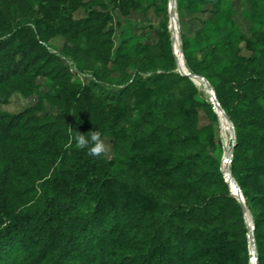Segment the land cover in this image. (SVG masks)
<instances>
[{
  "label": "trees",
  "instance_id": "1",
  "mask_svg": "<svg viewBox=\"0 0 264 264\" xmlns=\"http://www.w3.org/2000/svg\"><path fill=\"white\" fill-rule=\"evenodd\" d=\"M223 1H176L182 24H195L192 17L209 8L208 17L199 20L202 28L182 34V53L188 71L209 82L234 126L229 171L252 217L258 264H264V157L246 156L251 150L264 151V131L247 104L249 90L264 84V47L241 60L242 75L222 73L220 84L214 85L209 65L225 56L233 42L229 33L210 44L206 32L209 24L220 32L231 22L230 12L219 10ZM146 3L0 0V102L13 92L31 95L33 80L41 74L56 84L46 105L40 101L17 114L0 112V148L5 150L32 125L42 160L29 167L22 159L11 167L6 152L1 154L0 264H100L98 257L106 252L116 255L110 264H250L245 213L224 178L219 190L192 196L196 183L221 174L219 161L203 147L211 162L196 169L189 183L175 174L189 165L191 153L181 154L167 168L158 162L155 142L162 133L171 131L183 143L197 137V115L189 112L198 93L193 81L177 71L169 41L153 56L157 67L138 63L149 45L137 42L126 52L128 41L120 39L114 47L115 26L132 12L147 16ZM80 10L84 15L76 18ZM163 11L168 20L166 7ZM56 36L65 43L53 52L48 43ZM162 36L169 38L167 25ZM62 58L93 79L84 86L71 83ZM132 64L136 69L129 72ZM209 112L217 122L210 105ZM182 117L188 121L182 123ZM204 130L211 133L208 127ZM76 131L88 136L97 131L102 139L109 138L113 157H94L78 148ZM146 162L151 165L144 168ZM12 192L37 196L13 208ZM216 209L226 210L231 219L209 220ZM133 216L144 232L137 258L129 259L116 245Z\"/></svg>",
  "mask_w": 264,
  "mask_h": 264
},
{
  "label": "rangeland",
  "instance_id": "2",
  "mask_svg": "<svg viewBox=\"0 0 264 264\" xmlns=\"http://www.w3.org/2000/svg\"><path fill=\"white\" fill-rule=\"evenodd\" d=\"M168 1L169 0H147L146 5L148 4L149 6L147 16H144L139 12H132L130 15L121 18V25L119 27L115 26V32L112 36L114 47L117 45L120 39H126L128 41L126 44V52H130L133 45L137 42H140L142 45H149L151 50H146L144 53L139 55L138 63L142 62L146 65L154 63L157 67L158 60H155L153 56L156 57L157 51L160 49V46L165 43L166 40L170 42L171 47L173 43L172 35L169 30V16L167 20L163 11L166 7L168 14ZM219 10L222 12H230L231 22L222 27V31L220 32L215 30L214 24H209L206 30L209 36V43L214 44L221 40L224 35L229 33L232 34L231 37L233 42L231 49L226 52L225 56H223L220 60H217L215 63L209 65L208 71L211 73V78L214 85L220 84L221 81L219 79V75L222 73L242 75V69L239 67V63L241 62V60L245 57L250 56L255 49V52H257L258 49H263L264 47V0H224L219 6ZM83 15L84 12L80 10L75 14V17L79 18ZM208 15L209 8H207L205 14H198L192 17L196 21L195 24H193L191 21L182 24L180 23L177 14L178 21L176 34L178 35V50H180L179 34L181 38L182 34L188 35L190 34V32L192 34L197 29L202 28L199 20L206 19ZM165 25H167V31L169 33L168 39L166 36H162ZM64 43V38L56 36L51 38L48 45L51 51L58 52L62 48ZM191 50L193 54L197 55V50L194 46H192ZM181 57L183 59L182 53ZM62 60L65 62L64 64L67 67L68 72L71 74V83H78L84 86L93 79L90 72L84 74L85 76H83L82 78L76 77L69 70V63L71 62L75 66L74 62L70 59L65 60L64 58H62ZM262 61L264 62V58ZM135 66L136 64L130 65L128 67L129 72H134L136 69ZM33 83L34 87L32 88L33 93L31 95L25 96L20 92H13L7 98L6 102H0V112L17 114L40 101L41 103L46 105V100H48L50 95L54 92V87L56 86L54 80L50 76L41 74L33 80ZM195 86L197 88L198 94L195 96L194 100L190 102L191 109L189 112L195 113L197 115V122L193 129L198 130V135L195 140H188L183 143L179 140L178 137H176L175 134H173V132L166 131L161 134L160 138H158L155 143L157 149L159 150L158 162L161 164V166H164L166 168L174 165L181 154L191 153L193 155L189 165L175 174L177 177H181V181L185 183H189L191 181L193 173L196 169L209 166L211 158L206 156V154L203 152V147H206L207 150L211 153V156L215 160L219 161V171L221 174L215 173L212 176H206L200 182L195 184L196 190L193 192L192 196L197 195L199 197L206 191H217L221 188V179L224 178L220 169L221 162L228 145L230 148H232V153L230 155L232 160L234 147L228 133L222 130L219 116L217 115L215 107L211 102L210 95L206 93L205 86L203 84ZM247 104L249 109L251 110V114L257 118L259 124L261 125V129L264 131V84L262 86L254 87L249 90ZM209 105L210 109L218 116L217 122H214L211 118ZM38 116L41 117L42 115L38 114ZM136 117L137 114L136 112H134L131 120H135ZM180 121L183 123L185 121L187 122L188 120L187 118L182 117ZM206 127L210 128L211 133H209L207 130H204V128ZM29 133L30 137H28ZM33 133H36V129L31 125L30 130L28 132H25L24 130L21 136L18 137L17 141L8 142L5 150H2L0 148V157L2 156L1 154L3 152H6L5 159L8 163L11 164V167H16V162H18L19 160L22 161V159H25L23 163H26L29 167L31 163L35 162H39L38 165H41L42 160H39V153L36 152L38 146V144L36 143L37 137L33 135ZM103 141L106 146V151L104 152L105 157L107 159H111L113 157V154L109 138L104 137ZM15 146H20L24 149L15 150ZM246 156L248 158H262L264 157V151L251 150L246 153ZM150 165V162H146L143 167L146 168ZM228 166L230 167L231 164ZM12 173L14 177H20L15 171H12ZM12 182L14 183L16 188L20 187V184L15 179H13ZM36 196L37 195L30 196L27 194L23 197H20L19 195L12 192L9 194V200L11 201V206L15 208L20 207L25 203L30 204V201H34L36 199ZM221 216L227 221L231 219V215L226 210L216 209L209 217V220H216ZM143 232L144 226L140 219L135 216L131 217L128 226L125 228V236L122 238L120 244L116 245V249L124 250L127 253L129 259H131V257L137 258L140 250ZM248 250L250 251L249 243ZM114 257H116V255L108 254V252L102 253L98 257V263L110 264V261ZM139 263L140 262L138 261L135 262V264ZM124 264L129 263L128 261H126Z\"/></svg>",
  "mask_w": 264,
  "mask_h": 264
},
{
  "label": "water",
  "instance_id": "3",
  "mask_svg": "<svg viewBox=\"0 0 264 264\" xmlns=\"http://www.w3.org/2000/svg\"><path fill=\"white\" fill-rule=\"evenodd\" d=\"M171 15L177 17V13H176V0H173L172 3L169 2V7H168V16L170 17ZM178 20V18H177ZM180 44H181V51H182V43H181V38H180ZM174 54V53H173ZM182 56H183V53H182ZM174 57L176 59V63H177V71L183 75V76H186L188 78H190L192 81H193V78L196 77V78H199L201 79V81L204 82V86L207 88L208 90V94L210 95V99L211 101L213 102L214 104V107H215V110H216V113L218 115V110L219 109L223 115L225 116L226 120L230 123L231 125V129H232V142H233V147L235 146L234 145V141H235V132H234V128H233V125H232V122L230 121V119L227 117V115L225 114V112L221 109V107L219 106L218 102L216 101V97H215V93H214V90L212 88V86L209 84V82L202 76H199V75H192L187 67V72H183L180 70L179 68V61L176 57V55L174 54ZM184 59V57H183ZM185 63V61H184ZM232 153V148H230L229 150V156H228V159L230 157ZM228 159L224 162V166H225V170L226 172H228V177L227 178H224L225 182L229 185V188H230V191H231V194L234 195L238 202L241 204L243 210H244V213H245V220H246V223H247V227H248V243H249V246L250 248L252 247L253 250L251 251V254L252 256L254 257L252 260H250V262L254 263V264H258V259H257V254H256V248H255V241H254V234H253V224L251 225L249 220L251 219V223H252V217H251V214L250 212L248 211L247 207L245 206V200L243 198V195H242V192L238 186V184L236 183V181L234 180V178L231 176L230 174V171H229V166H228ZM229 180V182H228ZM233 189V190H232ZM248 214L250 216V219L248 217Z\"/></svg>",
  "mask_w": 264,
  "mask_h": 264
},
{
  "label": "bare ground",
  "instance_id": "4",
  "mask_svg": "<svg viewBox=\"0 0 264 264\" xmlns=\"http://www.w3.org/2000/svg\"><path fill=\"white\" fill-rule=\"evenodd\" d=\"M177 1V0H176ZM169 2L170 3H172L173 2V0H169ZM177 17H175V16H173V15H171L170 17H169V30H170V33H171V35H172V41H173V43H172V47H173V53H175L176 54V56H177V59H178V61H179V68H180V70L181 71H183V72H187V69H186V65H185V63H184V61H183V59H182V57H181V53H182V51H181V44H180V50H178L177 48H178V35L176 34V27H177ZM178 24H179V22H178ZM179 40H180V34H179ZM179 53V54H178ZM193 81H194V83H195V85H201V84H203L204 85V82L203 81H201L199 78H196V77H194L193 78ZM206 88V87H205ZM202 89H204V88H202ZM208 92V90H207V88H206V93ZM218 111V116H219V121H220V123H221V126H222V130L224 131V132H226V133H228V135H229V138H230V140H232V138H231V136H232V129H231V127H230V125H229V123L227 122V120H226V118L224 117V115H223V113L219 110V109H217ZM223 133V132H222ZM229 150H230V147H229V145L226 147V152H225V154H224V156H223V159H222V162H221V172H222V174H223V177L224 178H227L228 177V172H226V170L224 169L225 168V166H224V162L228 159V156H229ZM228 182H229V180H228ZM233 190V189H232ZM248 217H249V219H250V216H249V214H248ZM249 222H250V224L252 225V223H251V219L249 220ZM253 250V248L251 247L250 248V260H252L254 257L252 256V254H251V251ZM250 264H254V263H252V262H250Z\"/></svg>",
  "mask_w": 264,
  "mask_h": 264
},
{
  "label": "clouds",
  "instance_id": "5",
  "mask_svg": "<svg viewBox=\"0 0 264 264\" xmlns=\"http://www.w3.org/2000/svg\"><path fill=\"white\" fill-rule=\"evenodd\" d=\"M74 139L77 147L82 150L87 149L88 154L91 156L99 157L106 151L101 134L97 131H94L91 136L77 132V136Z\"/></svg>",
  "mask_w": 264,
  "mask_h": 264
},
{
  "label": "built area",
  "instance_id": "6",
  "mask_svg": "<svg viewBox=\"0 0 264 264\" xmlns=\"http://www.w3.org/2000/svg\"><path fill=\"white\" fill-rule=\"evenodd\" d=\"M168 7H169V1H168ZM69 70H70V72L73 74V75H75L76 77H78V78H82L83 76H85L84 74H82V73H80L77 69H76V67L70 62L69 63ZM212 102V101H211ZM212 104H213V102H212ZM214 105V104H213ZM228 165H230L231 164V157L228 159V163H227Z\"/></svg>",
  "mask_w": 264,
  "mask_h": 264
}]
</instances>
